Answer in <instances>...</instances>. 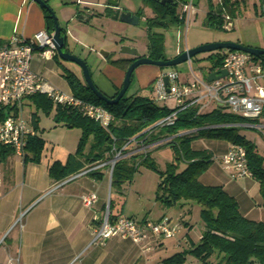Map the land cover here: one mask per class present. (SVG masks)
<instances>
[{"label": "trees", "instance_id": "16d2710c", "mask_svg": "<svg viewBox=\"0 0 264 264\" xmlns=\"http://www.w3.org/2000/svg\"><path fill=\"white\" fill-rule=\"evenodd\" d=\"M44 1L47 3L46 0ZM243 1L220 0L218 11H215L208 1L206 26L221 28L223 24L221 11L225 10L232 16ZM143 2L152 11V16L145 21L149 38L147 56L154 60H166L162 52V37L160 34H153L151 28L180 25L183 17L178 16L176 5H161L155 0H143ZM41 10L44 14L46 30L52 32L53 21L50 13L44 8ZM105 12L109 15L112 13L109 8H106ZM136 15L139 16V13ZM62 31L64 32L63 29ZM220 51L221 49L210 52L206 56L205 59L209 61V70H215L221 66ZM259 58L264 60V54ZM54 59L59 61L57 55ZM107 60L111 65L125 72L134 58L111 60L107 57ZM63 71V77L71 93L75 97L106 109L112 115V121L106 130L75 108L54 105L52 100L44 94L29 96V100L37 109L47 114L53 109V120L56 124L80 130L75 151L68 154L63 163L54 161L48 167V174L52 179L62 180L96 161L107 162L112 158V149L121 148L131 138L141 140L144 145L169 138L158 145V147L169 145L174 153V161L167 164L164 171H157L147 151L144 154L135 152L118 159L112 167L110 177V187L119 188L131 179L139 166H143L158 172L156 201L167 207L180 201L194 202L199 206L203 229L198 242L193 244L189 250H182L164 258L162 263L184 264L186 255L189 254L198 261V264H264V222L244 217L239 212L236 200L221 186L204 185L199 181V176L208 169L213 160L207 150H194L190 146L194 138L203 136L224 139L229 143L243 146L248 167L252 172V177L258 183L264 206L263 160L254 144L238 134L239 127L235 124L244 123L242 117L225 112L220 107L200 113L197 112L195 106H189L177 113V119L172 125L154 126L158 120L172 110L164 105H158L147 96L136 93L127 94L133 81V73L125 94L117 103L108 104L96 97L83 79H79L66 68H63ZM7 114L8 110L5 107L0 108V121ZM32 124L36 128L35 113H32ZM187 130H195V132L178 135ZM43 148V139L38 136L30 137L21 156L23 163H39ZM126 152L127 150L124 153ZM13 154L11 148L0 147V162ZM180 160L184 162V168L178 170L177 164ZM89 173L90 175L95 174L92 171ZM180 224L184 226L181 222ZM211 258H214V262Z\"/></svg>", "mask_w": 264, "mask_h": 264}, {"label": "crops", "instance_id": "0c3cea01", "mask_svg": "<svg viewBox=\"0 0 264 264\" xmlns=\"http://www.w3.org/2000/svg\"><path fill=\"white\" fill-rule=\"evenodd\" d=\"M178 2L182 3L181 1ZM216 2L220 4V0H216ZM242 3L232 16L227 13L222 15V17L224 15L230 17V27L225 29L230 32L225 34L221 40L254 48H264V10L262 9L264 0H244ZM107 8L111 10L112 7ZM70 13V19L74 20L77 17V21L80 23L88 22V19L79 18V16H83V18L87 16H78L73 10ZM106 17L110 18L109 16ZM40 29H46V27L44 14L39 6L31 3L30 0H0V42L7 41L14 32L30 37ZM188 48L190 47L185 49ZM34 56L43 61L55 60L54 57L45 60L33 53L30 68L38 73H41V71H37L40 70L39 67L37 68L35 63L32 64ZM107 57L111 60H117L130 58V55L108 54L105 58L100 55L99 62L93 68L96 71L95 80L103 84V87L97 85L96 87L106 96L112 97L122 84L124 71L111 65ZM88 67L92 77V65L91 67L88 65ZM135 71L140 87L147 80L143 76L145 69L138 66ZM209 71L208 68L207 74ZM46 72L47 70L41 74L45 75ZM148 72H150L149 76L155 80L162 71L153 68ZM104 78H107V84L103 83ZM66 92H71L70 88ZM24 102L31 103L29 97ZM210 109L205 112L210 111ZM25 119L34 128L32 113L29 118ZM235 126L245 127L242 123L235 124ZM34 129L35 136H38V124ZM194 132L195 130H187L178 135ZM238 134L240 135V133ZM242 137L246 138L245 136ZM248 141L254 144L262 156L264 165V138L262 134L261 136H251ZM138 143L128 144L126 146L128 153L125 156L139 152L137 151ZM229 144L228 141L224 140L217 142L216 151L207 150L212 160L217 162L220 155L228 149ZM154 147H158V145ZM192 149L200 150L199 148ZM67 155L64 159L54 160H44L41 156L39 163H23L22 157L13 154L0 162L2 172L0 185V264H5L8 257H18L22 264H163L164 258L182 250H189L194 244L192 242V244L183 247L180 238L174 237V240H169L173 238H156L154 236H150L141 243L120 237L108 238L102 244L91 243L92 230L99 224V220L106 209H108L111 219L127 216L138 220H157L167 213L162 211L152 218L147 213L140 217L129 213L124 214L122 207L118 206L111 197L109 198L112 189L110 187L111 174H109L106 165L92 171L95 173L94 175L87 173L57 186V181L48 174V167L54 161L63 163ZM208 170L211 172L209 173L210 178H204V174L198 178L202 184L221 186L236 200L239 212L244 217L264 222V206L262 205L258 183L253 177H234L232 172L220 166L219 161L216 166L210 165ZM113 189L117 191L118 197L122 195L120 187ZM90 192L96 194V201L91 206L86 207L80 201V195ZM109 201L110 207L108 208ZM182 204H188L189 207L190 202L183 201ZM189 212V208L183 209L175 221L181 222L184 226H191L186 220V214ZM186 261L187 264H198V261L189 254L186 255Z\"/></svg>", "mask_w": 264, "mask_h": 264}, {"label": "built area", "instance_id": "2783aa9c", "mask_svg": "<svg viewBox=\"0 0 264 264\" xmlns=\"http://www.w3.org/2000/svg\"><path fill=\"white\" fill-rule=\"evenodd\" d=\"M181 16L189 21L193 6L190 3H180ZM184 15V16H183ZM180 16V17H181ZM222 27H230V17L223 16ZM33 53L48 60L56 55L54 44L48 36V30L40 29L30 37L14 32L7 41L0 42V108L5 107L8 114L0 121V147L11 148L15 155L22 156L30 137L36 135L31 123L22 115L23 101L33 94H44L54 104L70 106L82 115L97 122L108 130L112 115L103 107L75 97L52 86L46 77L30 68ZM221 66L215 70L225 69L226 73L211 81L206 80L190 70L189 78L184 80L175 70L160 72L154 80L153 88L159 101L172 100L174 106L168 115L158 120L154 126L172 125L177 119V113L186 107L195 106L197 112H205L210 108L220 107L223 111L238 115L244 119L245 127L258 129L264 138V60L249 53L237 50H225ZM209 71V72H210ZM167 77V85L164 84ZM223 108L228 109L227 111ZM210 109V110H212ZM214 127V126H210ZM139 139L131 138L119 149H112V158L107 162L96 161L56 182L59 186L67 180L87 174L98 167L106 165L111 174L114 163L125 156L126 146L139 142L137 151L147 146L158 145L159 140L144 145ZM220 166L232 172L234 177H252L248 167L246 151L243 146L230 143L228 149L218 158ZM2 172L0 166V185ZM80 201L86 207L96 201L94 192L83 193ZM182 225L164 215L157 220H138L134 217L118 216L111 219L108 209L105 210L99 224L92 230L91 243L102 244L111 237L129 238L141 243L150 236L156 238H173L181 233ZM5 264H22L18 257H8Z\"/></svg>", "mask_w": 264, "mask_h": 264}, {"label": "rangeland", "instance_id": "374dc122", "mask_svg": "<svg viewBox=\"0 0 264 264\" xmlns=\"http://www.w3.org/2000/svg\"><path fill=\"white\" fill-rule=\"evenodd\" d=\"M46 1L47 5L54 13L58 25L67 32L65 50L84 59L90 67L92 65L91 73L93 82L96 81V71H94L93 68L99 62L101 51L118 56L120 55V48L122 46H128L135 48L140 55H148L149 38L145 21L152 16V11L149 6L144 4L143 0H115L116 6H110L108 0ZM208 1H210L215 11L219 10L220 5L216 0H198V3L193 6L187 24L184 19L180 25H169L166 28H151L153 34L161 35L162 52L166 58L176 55L180 51L185 50L186 47L192 48L201 44L221 42L223 41L221 39L224 35L229 34L230 31L225 30L223 27L211 28L206 26L205 17L208 9ZM30 2L37 5L32 0H30ZM107 7H112L111 11L113 13L116 10L129 12L131 14L139 13L138 24L131 25L123 23L118 19H111L104 16L106 15L105 9ZM71 10L75 11V14H78V16H87L88 22L80 23L77 21V17L74 20L70 19ZM176 10L178 16H181V5L179 2L176 5ZM224 13H226V11L222 10L221 14L223 15ZM225 50L226 49H222L220 52H224ZM208 54L209 52L198 53L192 56L188 61L174 66L158 67L153 64L139 65L145 69L143 76H145L147 80H145V84H141L142 86L139 87L135 71L137 66L133 71V81L127 94L136 93L138 95L147 96L155 100L157 104L171 108L174 106L172 100L159 101L156 99L157 97L153 88L154 79L152 76H149L150 72H148V70L153 68H158L162 72L175 70L183 79L189 78L190 70H192L199 76L205 77L209 68V61L205 59ZM54 61L55 60L43 61L36 56L33 57L32 61V64L35 63L36 67H39L40 70L37 71L44 73V71L47 70L45 75H43L52 86L63 91L69 90L68 84L63 77V68L68 69L75 76L83 79L81 69L77 64L61 60L60 58L58 62ZM106 80L107 78L103 79L104 84H107ZM261 82H264V80ZM94 84L95 86L103 87V84L100 82L96 81ZM223 109L226 111L228 110L226 108ZM31 113H35L37 116L38 136L44 140V148L41 153L44 160L64 159L67 153L75 150L80 136L79 129L67 128L63 125L56 124L53 120V109L47 114L41 109H37L32 103L24 102L22 109L23 117L29 118ZM238 133H240L241 136H245L246 138L244 139L246 140L254 135L261 136L258 129L243 126H239ZM223 141L224 139L203 136L194 138L190 146L195 149L204 148L206 150L211 149L212 151H216L215 148L218 147L216 145L217 142ZM154 146H147L143 148L142 151L150 152L149 159L154 162L157 171H164L166 165L174 161L173 149L169 145ZM217 163L218 161H213L211 165L214 164V166H216ZM183 168L184 162L180 160L177 164V169L181 170ZM207 170L202 173L204 174V178H210L209 173L211 172ZM157 171L140 166L132 175L131 179L120 186L122 195L118 197L117 191L112 188L109 198L111 197L118 206L122 207L124 214L129 213L137 217L147 213V215L152 218L157 213L165 211L171 219L177 220L179 213H181L183 209L186 210V208H189L190 212L186 214V220L191 226H182V231L176 238L181 239V246L183 247L192 244V242L194 244L197 243L203 229V224L199 216V206L194 202H190L188 207V204L183 205V201H180L167 207L163 206L159 201H156L155 190L159 181ZM174 239L173 237V239L169 240ZM187 261H185L184 264H187ZM211 261L214 262V258H211Z\"/></svg>", "mask_w": 264, "mask_h": 264}, {"label": "water", "instance_id": "95a60500", "mask_svg": "<svg viewBox=\"0 0 264 264\" xmlns=\"http://www.w3.org/2000/svg\"><path fill=\"white\" fill-rule=\"evenodd\" d=\"M32 1L35 2L40 8H44L48 10L50 13V16L53 21V31L52 32L48 31V36L51 37L58 58H60L61 60L70 61L77 64L81 69L82 78L85 84L88 86V88L93 92V94L96 97H98L99 99L103 100L108 104H115L120 100V98L125 94L126 90L130 85L131 74L133 73L134 69L142 64H153L158 67L174 66L184 61H188L192 56L198 53H204V52L210 53L220 49L243 51L251 54L254 57H260L262 54H264V48H254V47L244 46L236 42L221 41V42H211V43L201 44L192 48L185 49L170 59L154 60L147 56H140L137 50L133 47L122 46L119 50V53L127 54L137 58L133 60L125 70L122 84L116 95L113 97H108L105 94H103L100 90H98V88L95 86L86 61L76 55L71 54L69 51L65 50L67 32L65 30L64 32L62 31V28L57 23L54 13L47 5V3L44 0H32ZM155 1L161 5L170 4L172 6H175L178 3L177 0H155ZM180 1L182 3H190L192 6H195L198 3V0H180ZM108 3L110 6H116L115 0H108ZM262 9L264 10L263 4H262ZM106 16H109L112 19H118L123 23L131 24V25H136L138 24L139 21V17L137 15L119 10H116L114 13L110 15L106 14ZM79 18L84 20L88 19L87 17L83 18V16H79ZM100 55L105 58L108 55V53L101 51ZM225 73H226L225 69L211 71L207 74L206 80L211 81L213 79L221 77ZM163 80H164V84L167 85L168 82L166 76H164Z\"/></svg>", "mask_w": 264, "mask_h": 264}, {"label": "flooded vegetation", "instance_id": "af4514ba", "mask_svg": "<svg viewBox=\"0 0 264 264\" xmlns=\"http://www.w3.org/2000/svg\"><path fill=\"white\" fill-rule=\"evenodd\" d=\"M67 44V43H66ZM140 56H146V55H140ZM148 57V56H147ZM130 58H134V60L137 58V57H133V56H130Z\"/></svg>", "mask_w": 264, "mask_h": 264}]
</instances>
